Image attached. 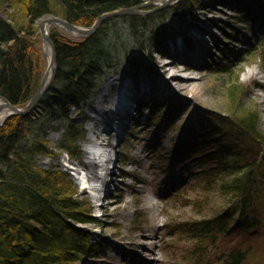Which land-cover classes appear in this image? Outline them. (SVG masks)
<instances>
[{"label":"rangeland","instance_id":"rangeland-1","mask_svg":"<svg viewBox=\"0 0 264 264\" xmlns=\"http://www.w3.org/2000/svg\"><path fill=\"white\" fill-rule=\"evenodd\" d=\"M260 1L197 0L192 20L183 23L172 10L176 0H144L133 7L140 17L135 25L129 14L108 17L109 40L116 55L120 54V59H125L128 53L132 57L137 55L146 68L126 67L129 61H121L110 69L93 100L72 109V119L85 132L78 142L82 150L79 156L57 149L61 151L59 155L36 158L45 168L60 167L68 173L78 190L77 196L90 203L93 215L100 220V223L83 225L90 233L88 243L93 254L71 264H219V259L238 242L231 236L221 235L217 241L210 239L205 243V256L190 257L198 241L189 228L198 220L224 210L230 196L220 192L218 178L207 177L204 168L198 167L189 156L183 158L175 147L188 142L201 121L211 120L216 114L225 115L233 109L231 97L236 84L235 98L239 99V106L257 107L264 118V69L258 49L264 33V4L261 7ZM239 6L245 10L244 14L238 11ZM0 15L4 13L0 11ZM51 25L71 38L87 36L58 24ZM159 27L166 30L167 38L156 46L150 39ZM189 28L192 37L206 44L204 52L197 45L202 42L187 50L175 36ZM40 38L46 70L48 54L42 36ZM202 52L199 62L196 55ZM181 55L190 59H182ZM174 60L181 66L192 67L177 76L185 79L188 87L184 90H179L178 78H170L175 72L171 65ZM164 63L171 66L168 73L161 69ZM225 65L231 72L219 69ZM132 70L139 72V80ZM111 76L119 78L105 91L106 99L100 103L98 95ZM166 79H171L172 83H165ZM132 81L136 82L134 88L146 90L149 98L138 107L133 103L136 110L130 108V119L115 150L114 172L108 176L110 181L112 178L108 184L111 192L105 198H96L95 193L101 195V192L85 190L82 176L76 173L81 169L91 180L97 177L95 171L91 173L83 167L84 161H90L83 147L93 143L97 135L105 137L108 131H103L104 127L114 129L108 142L114 140L119 116L105 111L116 108L120 89ZM95 107L103 112L102 119ZM65 133V125L56 120L48 128V139L52 145H57ZM150 234V238L146 237L151 247L134 244L135 241L147 244L143 235Z\"/></svg>","mask_w":264,"mask_h":264},{"label":"trees","instance_id":"trees-1","mask_svg":"<svg viewBox=\"0 0 264 264\" xmlns=\"http://www.w3.org/2000/svg\"><path fill=\"white\" fill-rule=\"evenodd\" d=\"M143 2L0 0L4 13L0 15V95L25 107L38 90L46 67L38 23L41 17L62 16L70 23L91 27L104 13ZM260 4L263 7L264 0ZM196 8L197 0H176L172 5L180 23L192 20ZM129 15L133 24L140 18L136 13ZM109 20L83 38L68 37L51 25L57 65L54 80L36 108L12 115L0 125V264H71L93 254L90 233L83 227L100 223L92 206L77 196L68 173L60 167L45 168L36 158L59 155L57 149L79 156L78 142L85 132L72 119V109L93 100L110 69L121 61H129L126 67L143 65L137 55L128 53L125 59L116 55L109 40ZM159 28L150 39L156 46L167 38L166 30ZM260 45L264 69V33ZM219 69L231 72L228 65ZM237 86L232 89L230 112L201 121L189 141L175 147L183 158L189 156L204 168L207 177L218 178V189L230 196L224 210L189 228L198 241L190 257L205 256V243L225 235L238 242L219 264H264V118L257 107L239 106ZM56 120L65 125L66 133L52 145L48 128Z\"/></svg>","mask_w":264,"mask_h":264},{"label":"bare ground","instance_id":"bare-ground-1","mask_svg":"<svg viewBox=\"0 0 264 264\" xmlns=\"http://www.w3.org/2000/svg\"><path fill=\"white\" fill-rule=\"evenodd\" d=\"M204 31H206V33L208 34V30H207V28H204ZM198 42H200V38L199 39H195L194 37H191L190 39H189V42H188V44H189V46L190 47H192L193 46V44H197ZM198 46H200L202 49H203V52L205 51V48L204 47H206V44L205 43H203L202 42V44L201 45H199V44H197ZM45 46H46V49H47V54H48V65H49V62H50V60H51V56H52V50H51V46H50V44L49 43H45ZM203 46V47H202ZM164 52V51H163ZM202 52V54H200V55H196V57H197V59H199L198 61L199 62H201V58H202V55L204 54ZM182 56V55H181ZM195 56V55H194ZM184 57V56H183ZM171 65L173 66V67H175V72H174V74H172L171 75V79H174V78H178L179 80L177 81V85H178V87H179V90H184V89H186L187 87H188V85H186V83H185V79L184 78H180V77H177L178 75H182V72L181 71H183V70H187V69H191L192 67H190L189 65H183V66H181V65H179V62L178 61H172V63H171ZM141 67H144V68H146V66L145 65H142ZM170 68H171V66H169L167 63H164V64H162V66H161V69H163V73H168L169 71H170ZM51 73H52V66H48L47 67V75H46V82H48V80L50 79V76H51ZM137 74H139V72L137 71V73H135L134 74V77L136 78V80H139L137 77ZM119 77H116V76H111V77H109L105 82H104V84H103V87H102V90L100 91V93H99V95H98V97H99V102L101 103L102 101H104L105 99H106V93H105V91L108 89V88H110V87H112L115 83H116V81H117V79H118ZM171 79H166L165 80V83H167V84H169V83H172L170 80ZM135 81V80H134ZM129 83V82H128ZM136 83V82H135ZM133 81L130 83V84H128L127 85V87H124V88H122V89H120V92L119 93H123L124 94V90H127L126 91V95H125V98H124V101H123V104H122V106L120 107V110H121V112H119L120 114H125V115H127V117H128V119H130V117H129V111H130V108H132L133 110H136L137 108L135 107V106H139V105H142L143 103L142 102H144V100H147L148 98H149V96H148V92H146V90L145 91H143L142 89H138V90H136V88H134V84H135ZM132 85H133V87H132ZM133 103L135 104V106H132L133 105ZM0 107H1V113H0V121L1 120H3L6 116H7V114L9 113V110L6 108V107H4V100L2 99V98H0ZM95 109L97 110V112L99 111L98 110V107L96 108L95 107ZM111 109H113V107H111ZM128 111V112H127ZM105 112H107V111H105ZM99 115L101 116V119H102V117H103V112L100 110L99 111ZM99 119H100V117H98ZM108 131L107 133V135H105V137H103V136H99V135H97L96 137L100 140V142L101 143H106L104 140H110V138H111V135L113 134V130L114 129H112L111 127H104L103 128V131ZM111 131V132H110ZM107 148H109V147H100V146H98V145H93L92 146V149L98 154V156L96 157V156H94V155H91V154H87V149H85V156H86V158H88L90 161H84V163H83V167L84 168H86L89 172H91V173H93L94 171H95V174H97V172H96V168H97V164H96V161H97V159H98V162L100 163L99 164V166L100 165H104V163L102 162V160H101V157H102V155L104 154H108V152H110L112 149H107ZM109 150V151H108ZM97 158V159H96ZM105 167V166H104ZM113 169L114 168H112V167H110V166H107L106 167V171H105V173H102L100 176H97L96 178L97 179H99V181H100V183H102L103 185H105V186H107V188H108V184L112 181V178H111V181L108 179V176H110V175H112L113 174ZM82 184L84 185L83 186V188L85 189V190H87L88 189V184L90 185V179H89V177H88V175H84V174H82ZM92 178V177H91ZM96 180V179H95ZM95 182H97V181H95ZM107 188H106V190H107ZM103 189V188H102ZM98 190V189H97ZM108 191V194L111 192V190L110 189H108L107 190ZM143 236H145L144 237V243H147V244H143V243H139V242H136L135 241V245H138V246H143V247H145V248H149V246L151 247V243H150V241H149V243L147 242V237L146 236H148L149 238H150V236H151V234L150 235H143ZM136 238V237H135Z\"/></svg>","mask_w":264,"mask_h":264},{"label":"water","instance_id":"water-1","mask_svg":"<svg viewBox=\"0 0 264 264\" xmlns=\"http://www.w3.org/2000/svg\"><path fill=\"white\" fill-rule=\"evenodd\" d=\"M134 13H137V11L134 8H124V9H120V10H117L114 12L104 13V14L100 15L95 20L94 24L89 28H84V27L78 26L77 24L70 23L65 18H63L62 16L45 15V16L41 17L38 20L39 28H40L39 31H40V34H41L42 39L44 41V44L46 42L49 43L51 46V50H52L51 60H50L49 65H48V66H52V73H51L50 79L48 80V82H46V75H47V69H46L44 72V75L42 77V80H41V83H40L38 90L36 91L34 96L30 99V101L28 102V104L25 107L16 106V105L12 104L7 98L0 95V98H2L4 100V107H6L9 110V113L7 114V116L3 120L0 121V125H2L4 123V121L12 115L27 114L30 111H32L34 108H36L38 106V102H39L40 98L45 94V92L50 87V84L54 80L57 65H56V54H55L54 43H53L52 39L50 38V35L48 32V26L49 25L58 24V25H61V26L68 28L69 30L77 31L80 34L89 35V34L93 33L97 29V27L100 25V23L103 20H105L106 18H108L109 16H114V15H119V14H134ZM0 113H1V107H0Z\"/></svg>","mask_w":264,"mask_h":264}]
</instances>
